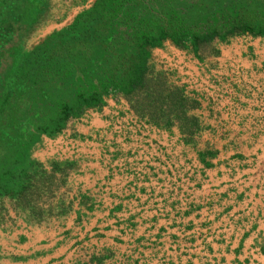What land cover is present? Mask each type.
<instances>
[{"label": "crops", "instance_id": "1", "mask_svg": "<svg viewBox=\"0 0 264 264\" xmlns=\"http://www.w3.org/2000/svg\"><path fill=\"white\" fill-rule=\"evenodd\" d=\"M169 50L158 66L199 99L194 146L112 97L42 135L33 156L75 162L71 206L40 223L10 211L0 264H264V36L201 61Z\"/></svg>", "mask_w": 264, "mask_h": 264}, {"label": "trees", "instance_id": "2", "mask_svg": "<svg viewBox=\"0 0 264 264\" xmlns=\"http://www.w3.org/2000/svg\"><path fill=\"white\" fill-rule=\"evenodd\" d=\"M81 3L0 0V223L11 218L10 211L34 223L67 213L66 178L75 162H44L32 151L42 135H56L109 97L194 146L203 128L199 99L154 62V48L169 42L201 61L233 36H264V0ZM75 5L80 7L67 22L24 46L38 26L61 21Z\"/></svg>", "mask_w": 264, "mask_h": 264}, {"label": "rangeland", "instance_id": "3", "mask_svg": "<svg viewBox=\"0 0 264 264\" xmlns=\"http://www.w3.org/2000/svg\"><path fill=\"white\" fill-rule=\"evenodd\" d=\"M65 1H68V0H65ZM82 1L81 5L82 4H87L90 0H80V2ZM58 2H55V5L53 6V10H55L54 12V17L58 16L60 10L58 11V7L59 5H57ZM80 7V5H75L73 7H69L67 13H66V16L59 22L57 21H54V20H50L43 23L42 25L38 26L30 35L29 37L26 39L25 43H24V46L25 47H30L33 43H35L36 41H38L46 32H48L49 30H51L52 28L54 27H58L60 26L61 24H63L64 22H67L72 14ZM55 13L57 15H55ZM173 45H171L169 42H165L163 43V45L159 46V47H156L152 50V57H155L154 58V62L157 64L158 62L159 63H162L160 59L161 56H158V55H175L172 50H169ZM178 49V48H176ZM181 51V50H180ZM169 52V53H168ZM168 53V54H167ZM187 52H185L184 54L186 55ZM188 54V53H187ZM190 54V53H189ZM191 55V54H190ZM161 67V66H160ZM169 70V69H168ZM45 162V161H44Z\"/></svg>", "mask_w": 264, "mask_h": 264}]
</instances>
